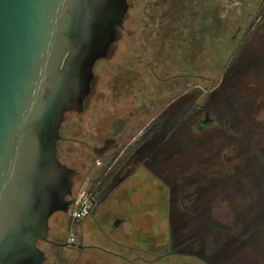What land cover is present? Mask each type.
<instances>
[{
  "label": "flooded vegetation",
  "instance_id": "flooded-vegetation-1",
  "mask_svg": "<svg viewBox=\"0 0 264 264\" xmlns=\"http://www.w3.org/2000/svg\"><path fill=\"white\" fill-rule=\"evenodd\" d=\"M127 1L126 15L128 16L133 4L132 0ZM155 1L146 3L145 12L159 11L161 15L157 21L151 19L149 14L146 15L148 19L143 21L145 23L142 25V30L145 34L147 33L148 38L154 36L156 30H159V34L169 35L165 44L169 43L173 46L163 47L166 52L163 53L161 49L160 55H141L144 64L142 71L134 67H128L123 73V70L118 68L112 69L110 85H108L110 86L109 95L112 98L110 109L106 110L101 105H97L95 108L99 111L95 117L70 116V114L84 115L87 112L91 92L84 101L82 111H70L65 114L60 135L63 125H66L67 132L66 135H61L57 143L58 158L73 170L72 193L67 197L73 199L69 210L78 197L75 193L76 186H82L79 194L81 193L88 204L84 214L72 219L80 223L85 220L90 221L93 230L99 229L107 240L111 241L110 246L112 245L114 249L85 243L82 234L77 237L61 234L65 221L60 218L61 212H55L51 217L53 221L56 220V223L51 224V217L49 218L50 228L47 239L38 240L37 245L42 243L53 246L54 252L51 257L57 263L91 264L82 257L81 251L96 248L111 254L113 259L107 264H218L226 248L230 245L233 248L236 246L230 241L239 237L235 233L229 234L225 231L228 236L232 235L234 238H230L231 240L227 239L229 237L219 238L218 229L213 227L212 222L211 227L209 226L206 231L198 232L195 229L190 236H187L188 230L185 229L183 222L188 219L194 221L210 219L212 202L215 196L223 192L228 197H234L235 194L241 195L242 203H239V209L235 210L238 206L233 205L234 214L243 225V231L238 235L241 238L255 240L256 235L258 237L264 233V159H260L259 155L246 153L249 131L244 132L240 141L241 148L238 152L239 156L244 158V164L239 169L233 163L235 162L232 153L234 147L222 151V164L216 169L213 164L208 163L212 153H209L205 164L200 168L195 164L187 167L188 164L177 163L181 161V156H185L181 150H178L179 143L174 142L173 150L170 149L172 140H180L182 119L185 118L186 122L190 121V125L199 136L207 130L210 132L207 138L201 139V142L204 141L205 144L211 141L213 135L219 130L232 133V122L241 126L250 124L254 129L255 142L264 154V55H229L222 68L220 77L222 84L218 83L214 87L212 86L215 80L213 61L210 58H207L205 62L206 72H204L200 70L198 59L188 61L186 57L181 58L177 51L182 24L185 26L188 24L186 27L189 28L190 26L195 28L198 22L201 24L203 15L210 17L214 0H159V3ZM204 1L206 2L205 10L202 7ZM238 4L243 12L249 9L247 13L249 18H244L241 21L243 23L238 24L237 30L244 27V32H249L259 16L263 18V23L264 0H241ZM182 12H190L192 17L188 19L189 16L186 17L184 14L186 20L183 21ZM197 12H202V15L196 19ZM258 23L261 22L258 21ZM200 26L202 29V25ZM190 35L192 37L190 42L195 40L196 43L191 30ZM242 47H245V44ZM109 56L100 60H107ZM129 56L134 59V56L140 55ZM153 57H157L156 62L153 61ZM94 74L96 82L95 69ZM124 75L127 82L123 85L120 81L122 77H125ZM160 75H166V77L158 78L160 93L158 97L151 100L149 76L157 78ZM187 77L190 81L184 82L183 91L186 93L190 90L193 96L182 104L184 93L181 91V82ZM200 77H203L204 83L201 85L204 87L197 83ZM166 82L168 84H165ZM164 85L170 92L178 91V94L162 105L165 97ZM222 85L223 88L225 87L223 99L218 102L222 106L217 103L205 109V105L198 102V93L201 94L203 88L206 93H209L208 88L211 87L210 93L206 95L209 99L217 93L215 88ZM140 88L141 91L138 92ZM231 91L236 99L231 96ZM123 94L132 99L122 100ZM151 107L156 111L152 116L150 115ZM68 115L71 118L68 119ZM221 135L227 136L224 133ZM61 140L67 143L65 154L59 148ZM171 151L176 153L173 158L168 154ZM203 155L205 154L201 156ZM166 156L171 161L175 160H173L174 163L169 164L172 167L169 170L163 169L160 163L161 158L163 160ZM197 161L195 159V162ZM151 176L160 188L166 190L161 196L162 214L168 221L172 219L175 221V233L170 228L166 243L137 248L124 240L128 238L125 225L134 214L142 216L155 214L150 211L151 206L154 205L153 201L147 199L148 177ZM182 183L187 184L188 188H181ZM112 205L125 207L116 209ZM138 205L141 206L134 211V206ZM52 230L54 233L50 235ZM221 230L219 231L223 232ZM203 235H211V239L217 245L215 250H211L207 244H204ZM39 247L44 251L46 261L49 257L48 251L42 245ZM56 247L67 248L70 252L59 253L55 251ZM169 257L174 259L169 261L166 259ZM239 264L244 262L241 261Z\"/></svg>",
  "mask_w": 264,
  "mask_h": 264
},
{
  "label": "water",
  "instance_id": "water-1",
  "mask_svg": "<svg viewBox=\"0 0 264 264\" xmlns=\"http://www.w3.org/2000/svg\"><path fill=\"white\" fill-rule=\"evenodd\" d=\"M127 9V0H0V264H43L49 218L70 213L61 124L83 110Z\"/></svg>",
  "mask_w": 264,
  "mask_h": 264
},
{
  "label": "rangeland",
  "instance_id": "rangeland-1",
  "mask_svg": "<svg viewBox=\"0 0 264 264\" xmlns=\"http://www.w3.org/2000/svg\"><path fill=\"white\" fill-rule=\"evenodd\" d=\"M239 1L241 0H214L213 6L211 7L212 10L210 17H207V15H203L202 23L199 24L198 22V24H195V28H193V26H190V28L186 27L188 24L186 26L182 24L181 27V38L179 41L180 44H177V51L181 55V58L186 57L188 61L198 59L199 67H201L200 70L204 72H206L205 62L207 61V58H210L213 61V77L215 78V80L212 86L214 87L218 83H220V85L222 84V80L220 81L222 68L229 55H264V27L262 28V25L264 24V21L262 23L263 18L259 16V18L257 19L261 23L257 24L258 21L256 19V24L249 32L245 31V33L244 27L240 30H237L238 24L243 23L241 21L244 18H249V16L247 15L249 9L243 12L240 8V5L238 4ZM148 2H154V0H132L133 7L129 11L128 16L126 15L124 19L125 29L120 28L117 32L118 37H122V39H118L112 45L108 61L99 60L94 67L95 72L97 73V83L94 82L92 94L88 98H91V100L88 103L87 112L84 115L70 114V116L74 115L95 117L99 111L95 108V106L97 105H101L102 107H104L103 109L109 110L110 106L112 105V98L109 95L110 86H108L110 85V71L112 69L118 68L119 70H123V73L128 67L138 68L140 69V71H142V69L144 68V64L143 60L141 59V55H160L159 52L161 49L163 53L166 52L163 47L168 48L173 46L169 43L165 44L167 38L170 37L169 35L159 34V30H156L157 32H154V36L148 38L146 35L147 33L145 34V32L142 30V25L145 23L143 21L148 19L146 15L149 14V17L155 21H157V19L161 15L159 11H152L150 13L145 12L144 6L147 5L146 3ZM155 2L159 3V0H156ZM202 3V7H204L203 9L205 10L206 2L204 1ZM182 14L183 21L186 20L184 14H186V17L189 16L188 19L192 17V14L190 12H182ZM203 14L205 13L203 12ZM201 15L202 12H197L196 19ZM200 25H202V29ZM190 30L193 32V37L196 38V43L195 40H192V42H190V38H192L190 37ZM243 44H245V47H242ZM129 55L140 56H134L133 59V57H130ZM156 60L157 57H153V61L156 62ZM124 76L125 77H122V80L120 81V83L123 85L127 82L126 75ZM139 77H142L141 74L139 75ZM164 77H166V75H160L157 78L149 76L150 82L148 83L151 100L158 97L160 93L157 82L158 78L162 79ZM182 80L181 91L182 93H184V82H189L190 79L187 77V79ZM197 83H199V85H201V83H204L203 77H200L197 80ZM165 84H168V82H166ZM105 85H107V87ZM201 86L204 87V85ZM210 88L211 87L208 88L209 93ZM224 89L225 87L223 88V85L215 88V90H217V93L207 99L206 95L209 93H206L205 88H203L201 94L198 93V102L203 103L205 105V109H207L206 107L215 105L220 102V99H223L222 96ZM140 91L141 88L138 92ZM236 91L237 90H235V92ZM230 93L231 96L236 99V96L233 95V92L231 91ZM176 94H178V91L170 92L167 86L164 85L163 95L165 97L163 98L161 104L164 105L165 102L169 101ZM192 96L193 95L190 90L184 93L182 97V104H184L185 101H189ZM121 98L122 100L128 99V101L132 99V97H127L124 94ZM98 101H100V103H96ZM125 104H127V101H125ZM217 105L222 106V104L219 103ZM152 108L153 107H151L150 110L151 116L154 115V112H156L154 111L155 108ZM70 116H67L68 119ZM232 125V133L227 132L226 130H219L215 135H213L212 140L205 144L204 141L201 142V139L207 138L210 132L207 130L199 136V134L190 125V121L186 122L185 118H183L181 125L182 134L180 136V140L176 138L177 140H172V144L170 145L172 146L174 142L175 144L179 143L178 150H181V153L185 155L181 156V161H177V163H181L182 165L188 164L187 167L195 164L200 168V166L205 164L206 157L209 155V153H212V156H210L211 160L208 163L213 164V167L216 169L220 166V164H222V151L224 152L225 149H231V147H234L235 149L233 151L231 150L235 157V162H233L234 166L238 169L242 168L244 164V158L239 156L238 151L241 148L240 141L242 140L245 131L250 132V135L247 136L248 145L246 153L249 155H259L260 159H264V154L260 151L257 142H255L256 140L253 136L254 129L252 125L249 124L241 126V124L235 122H232ZM235 131H237V133ZM66 132V125H63L61 135H66ZM221 133H224L225 135L227 134V136H222ZM59 148L60 151L62 153L64 152L65 154L67 152V143L61 140L59 142ZM173 148L174 147L172 146V148L170 149L173 150ZM174 151L168 153L171 158L175 157V152H179ZM202 154L205 155L201 156ZM195 159L198 161L195 162ZM173 160L171 161L168 156H166L163 160L161 158L160 163L162 165V168L169 170L171 167L169 166V164L174 163ZM182 186L181 188H188L187 184L185 183H182ZM81 189L82 186H76L75 193L77 194V196L79 195ZM165 191V189L158 186V183L152 176L150 178L148 177L147 199L148 201H153L154 205L151 206L150 211L154 212L155 214H153V216H142L134 214L131 217L130 221H128L125 225V228L127 229L126 231L128 233V238H125L124 240H127L130 244L134 245L137 248H144L147 246H152L154 244L166 243L170 228L173 230V233H175V221L173 219L168 221L163 217L162 214L163 206L161 196L164 195ZM215 197L216 198H214L211 205V215L209 216L210 219H202L199 221L188 219V221L185 220L183 222L186 226L185 229L188 230V232L186 231L187 236H190L191 232L193 233L195 229L198 232H200L201 230L206 231V229L209 228L212 222L213 227L218 229L217 231L219 238L229 237L227 238L229 240L234 238L232 235L228 236L225 231H228L229 234L235 233V235L239 237V239L230 241L236 245L234 248L231 245L227 248L225 247L226 251L217 262L218 264H239L241 261H243L244 264H264V233H262L258 237L256 235L255 240L241 238L240 235H238L243 231V225L240 222L238 216L234 214L235 211L233 210V205L238 206L235 210L239 209V203H242L241 195L235 194L234 197H228L223 192L221 193V195ZM73 206L74 204L70 209V213L64 214L63 212H61V214H59L60 218L65 221L64 227L61 229V234H69L75 237L82 234L85 243L99 244L105 246V248L114 249V247H111L112 245L110 246L111 241L107 240V238L103 233L100 232L99 229L96 228V231L93 230L94 228L92 225H90V221L85 220L83 223H80L72 219V209L74 208ZM112 206L116 209L125 207L124 205ZM140 206L141 205L134 206V211H136ZM52 219L53 217L50 218V223H56V220L54 219L53 221ZM219 230L223 232H220ZM53 233V230L50 231V235ZM112 234L115 235V233ZM203 238H205L203 240L205 241L204 244H207L211 250H215L217 248L216 243L211 239V235H203ZM213 238L215 240V237ZM41 245L48 251L47 255L49 256L44 264H61L55 262L53 257H51L52 252H54L53 246L50 247L49 245L42 243H40V245L38 246ZM115 249L118 251L120 250L118 248ZM55 251L59 253H62L63 251L70 252V250H67V248L59 247H56ZM81 255L86 261L90 262L91 264H107L108 262H110V260L113 259L111 254L96 248H87L85 250H82ZM166 259L172 261L174 258L169 257Z\"/></svg>",
  "mask_w": 264,
  "mask_h": 264
},
{
  "label": "built area",
  "instance_id": "built-area-1",
  "mask_svg": "<svg viewBox=\"0 0 264 264\" xmlns=\"http://www.w3.org/2000/svg\"><path fill=\"white\" fill-rule=\"evenodd\" d=\"M74 208L72 209V218L81 216L86 212L88 204L81 194L78 195L77 199L74 202Z\"/></svg>",
  "mask_w": 264,
  "mask_h": 264
}]
</instances>
